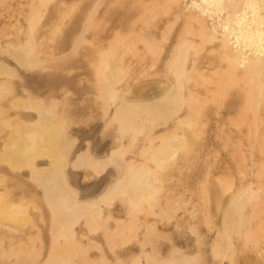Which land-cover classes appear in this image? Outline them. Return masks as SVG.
<instances>
[{"label":"bare ground","instance_id":"obj_1","mask_svg":"<svg viewBox=\"0 0 264 264\" xmlns=\"http://www.w3.org/2000/svg\"><path fill=\"white\" fill-rule=\"evenodd\" d=\"M51 1L39 0V7L45 8ZM98 1L86 12L87 18L71 48L74 54L79 51L85 34L100 28L93 21L99 11L97 4H104ZM156 5L164 8L166 14L175 6L183 8L180 15L172 16L173 21L166 24L160 37L149 35L131 40L128 38L131 34L126 33V37L116 32L102 47L99 61L94 65L96 81L92 87L96 91L97 115L104 122V129L111 127L115 134L114 148L104 154L94 152L89 142L79 150L80 142L73 135L75 127L88 124L94 118L79 119L55 98L42 97L28 88L19 93L15 87V81L21 79L19 69L31 71L39 67L38 57L45 53L39 54L35 44L34 33L41 22L38 7L34 6L29 15L26 41L19 43L18 36L17 44L0 47V134H4L0 170L6 168L17 177L15 190L0 193V226L12 233H21L8 248L2 247L1 264H264V245L258 248L259 242L264 244V238L255 241L264 231V223L252 225L253 215L246 212L251 199L257 198V192L250 187L237 189L229 197L217 226L210 225L208 217L201 220L208 225L207 230L215 232L212 244L206 249L205 237L197 226L189 228L194 242L185 250L178 248L170 236L160 242L164 236L158 227L171 224V218L187 206L186 191L176 193L171 185L175 186L178 180L173 181L170 172L182 169L181 152L188 149L190 141L185 130L198 137V128L205 127L207 103L221 109L231 88L242 91L245 101L239 113L243 115L252 110L256 113L264 102V0H157ZM79 8L74 4L66 11L77 14ZM156 17L155 14L151 20ZM179 20L182 28L171 47L164 72L155 70L158 71L154 73L155 80L141 87L129 85L126 53L135 52L141 45L152 56L154 68ZM121 48L127 52L122 53ZM212 85L215 87L210 89ZM203 89L208 95L198 93ZM254 123L256 126V120ZM159 129L163 131L157 132ZM111 171H114L111 181L91 197H84L72 183L71 172L82 173L87 181H92L105 178ZM1 176L0 184L5 178ZM203 190L198 191L202 192L199 200L204 202L209 196L210 201L209 191ZM215 200L219 198L216 196ZM117 204L122 207L118 214L115 213ZM123 215L126 220H122ZM36 219L43 224L48 222L50 243L46 254L43 230ZM181 227L177 222L176 228ZM248 240L254 241L256 258L241 250H246ZM96 241H104L105 246ZM135 245L140 255L133 253ZM93 248L98 250L97 257L91 254Z\"/></svg>","mask_w":264,"mask_h":264},{"label":"rangeland","instance_id":"obj_2","mask_svg":"<svg viewBox=\"0 0 264 264\" xmlns=\"http://www.w3.org/2000/svg\"><path fill=\"white\" fill-rule=\"evenodd\" d=\"M139 1L140 4L138 3ZM151 1L152 0H100L101 4L103 2L104 4H102L101 6L97 4V6L99 7V11L96 13L95 19L93 18V21H95V24L98 22V25H100L101 28H96L98 30H94L96 32L100 30L101 31L99 33L97 32L96 35L95 31L93 30L94 32H92V29H90L89 33H86L82 38L83 42L79 46V51L74 54L73 52H71V48L74 44L73 42L77 39L76 36L79 37L77 32L81 30L82 26L84 25V19L87 18L86 12L89 11L91 7L96 5V3H99L98 0H52L45 8L42 6L39 7V0H0V42L3 40L0 43V47H6L5 45H7L8 43L17 44L16 42L18 41V36V42L24 43L27 38V36H25V33L29 29V25L27 24L30 19L29 15H31L33 8L38 7V10L40 9L39 11L36 9V11L39 12L41 22L36 28L34 36L36 38L35 44L39 50L38 53L40 54V52L43 53L44 51L45 53H43V55L40 54L38 57L37 61L41 60L39 62V67L34 68L31 71H23L22 69H19L18 74L21 79H18L19 81H15V87L19 93H22L24 88H28L34 94L40 95L42 97H46L48 99L55 98L56 100L60 101L59 105L61 103V107L63 105L67 106L66 108H70V111L76 114V117L79 119H82V117L84 118V116L90 117L91 119L94 118L92 119L93 122L90 121L88 124L79 125L74 129L73 135L78 138L80 142L79 150H82L88 142L93 146L94 152L99 154H104L114 148L112 140V138L114 139L115 136L114 131L111 127L104 129V122L97 115L99 114V109L98 107H96L97 105L94 99V97L96 96V91L92 87V85H94L96 81L93 68L94 65H96L99 61L97 59L100 51H103V48L107 45L109 39H113V35L118 31L122 35H126V37L127 34H131L128 37L131 40H135L137 37L145 38L149 35L160 37L161 32L166 28V24L170 20L173 21L172 16H175L176 14L180 15L181 8H183V6H181L180 9L178 8V6H175L176 8L169 12L168 15L165 13L166 10L164 11V8H158L159 6L156 5L157 0H155V2L154 0L152 2ZM73 3L78 4V6L80 7L77 14H75L76 11L71 13L70 11H66L70 6L74 5ZM162 5L163 4L161 3V6ZM149 7L152 8L153 11L152 9L146 10L150 9ZM155 8H158V11ZM142 9H144L145 11ZM154 10L157 12H155ZM142 13H146V17L144 14L142 15ZM158 13H162L161 15L164 18ZM147 14H149V16ZM155 14L157 15V17L153 21L151 20V17ZM141 16L143 17L141 18ZM158 19L161 20V23ZM181 21L179 20L178 23H176V29H174L175 32L173 31V33L171 34L172 36L170 35L168 44L165 45V50L163 49L164 54H162V58L160 57V60L157 64H155L154 68L152 67L154 62L152 56H150V54H148L141 45L137 46L135 52H130L129 54H127V51L121 48L122 53H126V65L128 67L130 66V70L128 72L129 80L127 81L129 85L134 86V88L141 87L146 83H150L155 80V72H164L163 69H165V63L169 59L172 48L178 40V36L181 31L180 29L182 28ZM132 24L134 25V28L132 27ZM105 26H107L106 30L104 29ZM74 27H77V29L74 30ZM152 28L155 29L153 30ZM20 29H22V33ZM131 32H133V34ZM134 33L136 34L134 35ZM8 35L12 37H7ZM95 38L97 40H95ZM93 39L95 40V42ZM91 42H94L96 44L95 46L94 43L91 44L92 46L89 44L91 47L90 48L86 43ZM93 46L95 49L93 48ZM48 49L49 51L52 50L51 53H48ZM55 51L56 53L54 54ZM95 54L97 57L95 56ZM46 55H48L50 58H48V56ZM203 55H205V53H203ZM54 56L57 59H55ZM53 60L54 62H52ZM43 61L45 62V64H41ZM94 61L95 63H93ZM203 61H206L205 58L203 59ZM48 64L51 65L49 66ZM9 65L16 68V65L14 63L9 62ZM44 69L47 70L45 71ZM42 70H44L43 73ZM212 86L210 87V89L215 87L214 85ZM238 89L239 88H231V91H228V95L226 96V100L223 104L224 107H222L221 109H218V106H216L214 103L209 102L210 105L207 103L206 109L204 107L203 118V122L206 123V125L202 124L205 125L206 128L204 126L198 128L199 132L198 130L197 132L198 134L200 133L198 137H195L193 132H191L190 130H185L186 135L188 136V139L190 141L188 149L185 152H181L183 163L181 164L182 169H173L172 172H170L171 179H173V181L175 182L176 180H178L181 183L177 181L175 183V186L171 184L170 185L171 187L173 186V188L176 190V193L184 194V192L186 191L185 195L186 197L188 196L189 199L188 197H185V200L191 202L189 203L187 201V206L184 207V210L187 208V212L182 210L181 212L177 213L178 215L176 214V216L174 217L175 219L171 218V224L166 223L164 226L162 224L158 226L160 232L164 236L160 238V242H165L167 240L166 237L170 236L175 241L178 248H182L185 250L188 244L193 245L194 242V238L192 239V234L189 228L191 226H197L199 231L202 233L203 238L205 237L204 249L208 248V246H210L213 242L215 232L207 230L208 225L206 226V223L202 222L201 220H204V218L208 217L207 220L210 221V225L217 226V224H219L218 221L220 219L221 212H223L226 208L229 197L233 194H236L237 189H242L243 187H250L253 191L257 192V198L251 199V202L248 203L246 208L247 215H253L251 216V224L256 225L259 222L264 223V102L262 106L257 109L258 111L256 110L258 112H256L257 114L254 112V110H252L247 112L246 114L244 113L245 115H243L241 112L239 113V111H241L240 109L243 107L242 104L244 103L245 99L243 94L241 93L242 91ZM198 93L203 96L208 95L205 89H203V91L199 90ZM64 99H66L65 103ZM232 104L234 106H232V109L229 110ZM182 115H185V111H183ZM259 118H263L261 119V123L258 121ZM254 120H256V126H254ZM86 122L87 121H85V123ZM162 131L163 130L161 129L157 130V132ZM3 139L4 134L1 133L0 149H2L3 147ZM261 139L263 142L261 141ZM189 147L191 148V151H189ZM187 155L189 156L187 157ZM0 175H2L1 177L5 176V178H3L4 182L0 184V193L6 192L11 189L15 190V187L13 185L14 183H16L17 177L8 172L6 168H4L3 171L0 170ZM71 175L73 185L78 188V190L83 194L84 197H91L101 192L105 185L111 181V179L114 177V171L109 172V174L105 178H97L92 181H87L82 173L71 172ZM24 179H26V175ZM26 183H28L27 180ZM211 184L215 186L212 185V188ZM1 186L5 190H3ZM203 189H207L209 191L208 193H210V197L212 198L210 201L209 196H207L206 201L204 202L202 201V199L199 200L201 198V195L199 196V194H201L202 192L198 193V191H204ZM34 191L37 192L38 195L40 194L39 191ZM216 196L219 198V200H215ZM197 202L200 203L201 208L198 207L199 204ZM120 211L122 212V207L120 206V204H117L115 207V213L118 214L120 213ZM122 220H126V217L124 215L122 216ZM36 221L38 220L36 219ZM150 222L154 221L150 220ZM177 222L182 226L181 228H176ZM37 224L40 229L43 230V239L45 242L44 252L46 254L50 243L48 237V222L43 224L38 221ZM5 229L6 228L3 227L0 228V238L2 236L0 242H2L3 244L2 246H0V251L2 250V247L3 249H6L12 243L16 242L20 237L19 235L21 234L12 233ZM3 230L5 231L3 232ZM83 233L86 232L84 231ZM263 238L264 231H261L255 238V241H258L259 239H262L263 241ZM96 242L101 246H105L104 241ZM246 245V250L241 249L243 253L245 252L247 256L250 255L253 258H256V256H253L254 250H256L254 248V241L253 243H249L248 240L246 242ZM263 245L264 244L262 242H259L258 248L259 246L260 248L261 246L263 247ZM146 250L149 251L148 249ZM91 252L92 256H98V250H96L95 248L91 249ZM133 253L135 255H140V249L137 245H135ZM110 260L113 261V257H110ZM1 263L3 262L1 261Z\"/></svg>","mask_w":264,"mask_h":264}]
</instances>
